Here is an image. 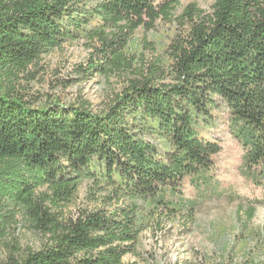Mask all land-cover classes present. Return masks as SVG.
I'll return each mask as SVG.
<instances>
[{
	"label": "trees",
	"instance_id": "obj_1",
	"mask_svg": "<svg viewBox=\"0 0 264 264\" xmlns=\"http://www.w3.org/2000/svg\"><path fill=\"white\" fill-rule=\"evenodd\" d=\"M180 2L0 0V242L20 210L49 235L6 264H124L147 219L192 213L187 177L211 189L204 197L221 196L208 174L221 145L200 127L219 103L244 147V175L264 185V0H214L209 13L189 4L168 46L171 81L157 80L160 70L139 72L101 111L35 107L6 91L42 55L81 38L99 40L101 57L124 67L134 32L171 20ZM92 68L108 70L106 62ZM83 180L110 190L111 203L143 205L62 221L51 209L71 202ZM236 264H264V245Z\"/></svg>",
	"mask_w": 264,
	"mask_h": 264
},
{
	"label": "rangeland",
	"instance_id": "obj_2",
	"mask_svg": "<svg viewBox=\"0 0 264 264\" xmlns=\"http://www.w3.org/2000/svg\"><path fill=\"white\" fill-rule=\"evenodd\" d=\"M213 3L214 0H181L171 20H158L150 30L137 29L131 37L124 67H113L101 57L99 40L81 38L42 55L20 73L6 91L35 107L83 104L93 111H101L131 79L139 77L137 73L149 75L160 70L157 78L165 75L169 63L168 46L178 23L176 18L189 4H196L209 13ZM104 62L107 72L100 73L92 68L95 63ZM157 80L171 81L168 75ZM230 123V110L219 103L209 123L200 124L202 135L221 145L208 173L216 189L223 191L221 196L204 197L201 194L211 189L204 185L199 189L187 177L183 183V197L194 202L192 213L185 209L177 216L147 219L146 215L147 226L140 233L134 252L123 258L124 264H236L250 251L264 245V185L244 175L245 150L235 138ZM44 191L45 187L38 189V193ZM110 193L90 180H83L73 200L52 208L51 212L62 221H68L85 210L113 209L133 203L143 205L141 201H119L117 198L111 203ZM48 239L49 235L36 226L34 218L20 210L0 242V264H6L13 256L23 257L39 250Z\"/></svg>",
	"mask_w": 264,
	"mask_h": 264
}]
</instances>
